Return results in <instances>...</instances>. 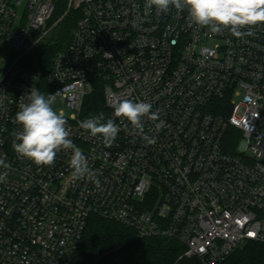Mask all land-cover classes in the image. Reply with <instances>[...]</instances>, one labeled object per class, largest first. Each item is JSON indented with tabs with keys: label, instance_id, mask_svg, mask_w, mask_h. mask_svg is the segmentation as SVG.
I'll list each match as a JSON object with an SVG mask.
<instances>
[{
	"label": "built area",
	"instance_id": "obj_1",
	"mask_svg": "<svg viewBox=\"0 0 264 264\" xmlns=\"http://www.w3.org/2000/svg\"><path fill=\"white\" fill-rule=\"evenodd\" d=\"M187 17L146 0H0V264H71L91 216L176 241L200 264L264 244V25L237 38ZM67 18L45 83L74 112L69 139L95 174L80 180L71 150L38 166L13 148L19 104L40 83L26 61ZM123 99L159 111L143 119L155 143L114 116ZM100 115L120 128L111 146L80 127Z\"/></svg>",
	"mask_w": 264,
	"mask_h": 264
},
{
	"label": "clouds",
	"instance_id": "obj_2",
	"mask_svg": "<svg viewBox=\"0 0 264 264\" xmlns=\"http://www.w3.org/2000/svg\"><path fill=\"white\" fill-rule=\"evenodd\" d=\"M153 6L163 13L168 12L170 6H174L177 11L186 9L190 23L207 28L212 34L227 29L232 36L243 38L254 35L252 29L255 26L264 25V0H146L147 8ZM59 96V91L46 96L38 88L32 87L30 94H27L28 102L22 100L15 114V122L22 130L15 133L14 151L38 166H53L59 152L71 150L73 180L92 178L95 174L89 169L87 157L69 139L70 131L64 113L54 108ZM113 108L114 116L130 122L147 144L155 143V139L143 131L145 117L153 121L159 119V111H153L150 103L123 99L115 103ZM80 127L93 137L102 136L108 146H111L120 131L113 119L104 122L103 115L81 121ZM3 167L8 168L10 165L5 164ZM7 175V172L0 174V182H4ZM96 183L99 185V181Z\"/></svg>",
	"mask_w": 264,
	"mask_h": 264
},
{
	"label": "trees",
	"instance_id": "obj_3",
	"mask_svg": "<svg viewBox=\"0 0 264 264\" xmlns=\"http://www.w3.org/2000/svg\"><path fill=\"white\" fill-rule=\"evenodd\" d=\"M70 22V18L65 19L57 31V40L38 46L26 61L28 68L39 72L38 89L46 96L55 93L45 83V77L52 57L67 45L73 26ZM98 96L99 92L92 99ZM183 252L184 247L176 241L138 238L116 222L91 216L71 264H200L196 259L180 258ZM218 264H264V244L249 243Z\"/></svg>",
	"mask_w": 264,
	"mask_h": 264
},
{
	"label": "rangeland",
	"instance_id": "obj_4",
	"mask_svg": "<svg viewBox=\"0 0 264 264\" xmlns=\"http://www.w3.org/2000/svg\"><path fill=\"white\" fill-rule=\"evenodd\" d=\"M69 19V18H68ZM65 21V20H64ZM70 24H71V26H72V21L70 22ZM67 43H68V40H67ZM66 43V44H67ZM55 106V109L56 110H62V111H64V115H65V117H69L72 113H74V112H72V111H69V110H67L66 108H65V104H64V102H63V100H61L60 99V97H58L57 98V103L54 105ZM262 132H263V134H264V130L262 129Z\"/></svg>",
	"mask_w": 264,
	"mask_h": 264
}]
</instances>
